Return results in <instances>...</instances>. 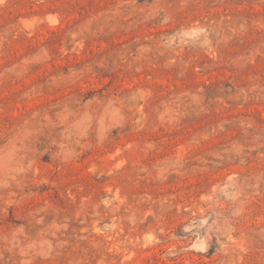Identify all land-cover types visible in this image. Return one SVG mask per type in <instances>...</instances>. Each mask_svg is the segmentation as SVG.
<instances>
[{
	"label": "rangeland",
	"instance_id": "obj_1",
	"mask_svg": "<svg viewBox=\"0 0 264 264\" xmlns=\"http://www.w3.org/2000/svg\"><path fill=\"white\" fill-rule=\"evenodd\" d=\"M0 264H264V0H0Z\"/></svg>",
	"mask_w": 264,
	"mask_h": 264
}]
</instances>
